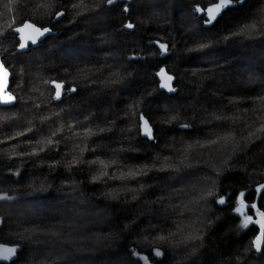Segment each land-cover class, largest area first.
Returning a JSON list of instances; mask_svg holds the SVG:
<instances>
[{
	"label": "trees",
	"instance_id": "1",
	"mask_svg": "<svg viewBox=\"0 0 264 264\" xmlns=\"http://www.w3.org/2000/svg\"><path fill=\"white\" fill-rule=\"evenodd\" d=\"M218 2L0 0L6 91L17 97L0 105V196L11 198L0 199V244L22 246L9 264H264V244L246 251L260 225L239 228L235 211L243 200L264 213V0L207 26L196 9ZM21 21L50 33L15 53ZM163 66L172 95L156 76ZM54 80L77 91L56 102ZM141 114L155 141L139 134ZM97 158L151 170L93 182Z\"/></svg>",
	"mask_w": 264,
	"mask_h": 264
},
{
	"label": "snow or ice",
	"instance_id": "2",
	"mask_svg": "<svg viewBox=\"0 0 264 264\" xmlns=\"http://www.w3.org/2000/svg\"><path fill=\"white\" fill-rule=\"evenodd\" d=\"M209 2H212V0H209ZM246 2V0H220L219 3H214L213 7L211 8H207L205 9H199L197 8L196 11H205L206 12V18L204 19V23L205 24H213V22L217 19V14H219L221 12L222 9L227 8L228 6H243V4ZM81 3H83V0H81ZM106 3L111 5L115 3V0H106ZM79 7V5H73V8H77ZM125 11H127V9H125ZM55 15L57 16H62L63 13H55ZM21 23L23 24V27H18L15 28L14 31L19 35L20 33H22L24 31V29H31L32 30V35H29L27 38L20 36L18 43H19V48L20 49H24L28 46V43L31 42L33 44L36 43V37L39 36H43L44 33L50 31V29L48 28H44L43 31H41L40 28H37L34 24L31 23H24L23 21H21ZM126 28H133L134 25L129 23L127 25H125ZM256 28V24H244L243 27L239 28V32H232L230 33V35H239L242 33H249L251 34L252 30ZM22 41V42H21ZM205 45H201V47H204ZM160 48L163 51H167L168 48L166 45L161 44ZM159 75H161L163 77V83H161L160 87L162 88H166L169 91H176L175 88L172 87L171 82L174 80V77L171 75H167L164 71V69L160 70ZM8 77H9V72L8 69L4 67V63L2 61H0V105H13L16 100L17 97L12 95L10 92L6 91L7 88V84H8ZM54 91V96H52L53 100H61L62 96L66 94V92H76L77 89L76 87L72 86V87H68L65 90V86L63 83L61 84H55V87L53 89ZM257 99H261L264 100V97H258ZM37 107H39V105H37ZM216 119H220L221 117H215ZM226 119V117H225ZM139 120L142 122L140 124H138V132L139 134H141L142 136H144L145 138L155 141L156 137L153 133V128L151 126V124L149 123V119L145 118L142 114L139 117ZM182 127L184 128H188L190 127V125L188 124H184L182 125ZM264 130V124H261V128L257 129V132ZM100 131H104V129H101ZM94 134L91 132V130H88L85 135H91ZM52 136L56 135V132H53L51 134ZM77 136H79V133H76ZM255 136V133L253 132H249L248 137H245L244 140L250 141V139ZM230 137H217L216 140H207L204 142V144H201V141L197 140L195 142V145H200V146H204V145H211V144H216L219 142L220 139H224L225 141H227ZM42 141H38L37 144H40ZM49 144L52 143V140L49 138L47 141ZM195 145L193 144H189L188 148H192ZM36 153L33 152L30 155H35ZM75 159V157H74ZM159 157H157V160L154 161L153 166L155 165L156 162L159 161ZM165 162L168 160L167 157L164 158ZM90 165H98V167H96L94 169V171L98 172V175H94L92 177L93 182L100 180L101 178H108V179H119L121 181L127 180V179H134L138 176H143V175H147V172L150 171L151 169L148 168L147 165H145L143 168L141 167H136L135 169L133 168H128L127 171L123 170V167L121 165L118 164L116 159H112L110 161H105L103 159H99L97 158L96 160H92L88 162ZM163 167H173L170 164L165 163V165ZM163 167L161 170H163ZM113 168V169H117L119 170V175H112L109 176V169ZM143 188V185H141V189ZM261 189H264V185L261 186ZM261 189H256V192L260 193ZM211 193H209L210 195ZM264 194V193H261ZM109 195H112L111 193H109ZM240 196L243 197L244 193H240ZM113 198H115V196H113ZM0 199H11L10 197H6V196H0ZM224 201L221 200L220 203H223ZM241 206L236 208L235 211L237 213H241L244 207L243 204V200H241L240 202ZM248 207L251 208H255V204H251L248 205ZM262 219L259 221H255V223L260 225V234L256 235L255 238L253 240H251L249 242V248L246 249L247 250H251L254 249L257 252H260L262 250V244H264V213H260ZM252 217L251 216H244L242 222L240 225H238L239 228L243 229V228H247L249 223H252ZM52 236L56 237L59 234L58 233H52ZM191 239H196L197 237H190ZM99 239V238H98ZM158 239L160 240H166L167 238L164 236H159ZM19 249L18 248H6L3 249V253H4V258L8 259L10 256H12L14 253H16ZM156 256H162L163 253L160 252L159 250H157L155 252ZM145 260L147 258H144Z\"/></svg>",
	"mask_w": 264,
	"mask_h": 264
},
{
	"label": "water",
	"instance_id": "3",
	"mask_svg": "<svg viewBox=\"0 0 264 264\" xmlns=\"http://www.w3.org/2000/svg\"><path fill=\"white\" fill-rule=\"evenodd\" d=\"M218 3H219V2H218ZM211 7H213V5L210 6L209 8H211ZM225 9H226V8L222 9L221 12H220L219 14H217V18L223 13V11H224ZM215 21H216V20H215ZM26 23L34 24V23H32V22H26ZM213 23H214V22H213ZM34 25H35L37 28H40L41 31H43V28H41L40 26H38V25H36V24H34ZM206 25L209 26V24H206ZM210 25H212V24H210ZM18 27H23V24L20 25V26L15 27V28H18ZM15 28H14V29H15ZM13 32L17 35L18 40H19V37H20V36H23V37L27 38L29 35H32V34H33L31 29H24V31H23L22 33H20L19 35H18L14 30H13ZM49 33H50V31L44 33L43 36L36 37V43L33 44V43L29 42V43H28V46H27L26 48H24V49H20V48H19V43H18L17 50H16L15 53H25V52H27L30 46H34V47L37 46L41 41H43V40L49 35ZM21 42H22V41H21ZM15 53H14V54H15ZM0 61L3 62V57H2V56H0ZM3 63H4V62H3ZM4 67L7 68V67L5 66V64H4ZM161 69H164V71H165V73H166L167 75H171V76L174 77V80L171 82V84H172V87L176 89V91L172 92V91H169V90L166 89V88H162V87H160V88H161L164 92L168 93L169 95H172V94L176 93V92H177V87H176V79H175V76H174L173 74H171V73L167 70V68H166L165 66L161 67V68L159 69V71H157V73H156V76H157V78H158V80H159V84L161 85V83H163V77H162L161 75H159ZM8 72H9V70H8ZM10 79H11V75H10V72H9L7 88L9 87V81H10ZM61 83H63L64 86L66 87V84H65L64 82H59V81H55V80L51 82V86L54 88V87H55V84H61ZM7 88H6V89H7ZM65 90H66V88H65ZM66 93H67V92H66ZM70 93H74V92H70ZM63 96H64V95H63ZM63 96H62L61 100L63 99ZM61 100H55V101H56V102H60ZM143 137H144V136H143ZM144 138H145V137H144ZM6 248H18L19 250H18L16 253H14L12 256H10L8 259H5V258H4V253H3L2 250H3V249H6ZM21 250H22V246H21V245L1 243V244H0V262L5 263V264H9V263L15 261V260L17 259V257H18V253H19Z\"/></svg>",
	"mask_w": 264,
	"mask_h": 264
},
{
	"label": "rangeland",
	"instance_id": "4",
	"mask_svg": "<svg viewBox=\"0 0 264 264\" xmlns=\"http://www.w3.org/2000/svg\"><path fill=\"white\" fill-rule=\"evenodd\" d=\"M244 204V207H243V210L241 213H239L242 217L244 216H251L252 217V221H259L262 219L261 215H260V212H257L256 213V217L252 216L250 213H249V207L245 204ZM241 206V204L239 205V207Z\"/></svg>",
	"mask_w": 264,
	"mask_h": 264
}]
</instances>
